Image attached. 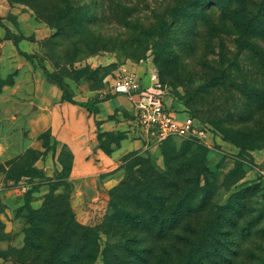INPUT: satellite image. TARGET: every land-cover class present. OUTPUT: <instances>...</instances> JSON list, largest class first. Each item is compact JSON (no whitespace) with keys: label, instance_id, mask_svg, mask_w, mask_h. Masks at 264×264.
I'll list each match as a JSON object with an SVG mask.
<instances>
[{"label":"rangeland","instance_id":"374dc122","mask_svg":"<svg viewBox=\"0 0 264 264\" xmlns=\"http://www.w3.org/2000/svg\"><path fill=\"white\" fill-rule=\"evenodd\" d=\"M239 1L225 15L166 23L173 30L159 38L151 28L184 0H72L93 12L100 2L98 23H56L62 0H0V20L27 37L18 46L0 27V264H22L33 218L65 193L64 168L76 222L108 225L96 264L109 245L120 264H140L125 251L148 237L151 264H264V29L254 24L264 25V0ZM48 73L75 101L101 100L98 112L64 101ZM125 73L149 77L166 105L210 131L206 142L144 131L130 101L113 102ZM163 148L177 157L170 166ZM127 178L131 199H114ZM141 190L155 211L134 195ZM112 201L135 220L126 225ZM154 213L170 219L160 241L157 228L140 226Z\"/></svg>","mask_w":264,"mask_h":264},{"label":"trees","instance_id":"16d2710c","mask_svg":"<svg viewBox=\"0 0 264 264\" xmlns=\"http://www.w3.org/2000/svg\"><path fill=\"white\" fill-rule=\"evenodd\" d=\"M234 0H184V5L175 15V18L171 21L166 19H160L157 21L158 24L157 32L156 27L151 28L149 35H157L159 38L165 37L166 33H171L173 27L169 26L166 23H198L200 19L203 20V16L209 12L221 11L224 15L231 9V4ZM239 1V0H238ZM243 0H240L239 3H242ZM63 7H61L59 13L56 16V23H98V13L101 8L100 2H95V11L88 10V6L75 5L72 0H62ZM216 9H212L213 7ZM242 12V10H240ZM259 19L257 17L254 20ZM255 22L256 30L259 28L264 29V25L257 24ZM0 27H3L6 30V33L9 37H13L16 45L20 46L23 40H26L25 35L17 36L14 34L9 27H7L2 20H0ZM262 29V30H263ZM160 30V31H158ZM160 32V33H159ZM169 33V34H170ZM175 45V44H173ZM246 46V45H245ZM245 47H243L244 49ZM23 54L31 59L32 56L26 52ZM48 79L52 83H56L61 90L63 91V100L68 101L72 104L78 105L90 113L98 112V105L102 103L101 100H88L85 102H77L74 100L72 94L66 89V83L64 80L57 79L55 81L51 73H48ZM170 139V138H169ZM168 140V139H167ZM163 154L166 157L168 166L171 165V159H177L176 156H170V152L163 148ZM71 157V156H70ZM59 178L63 180L65 185V193L60 196H50L44 203L43 208L37 212V216L32 220V227L28 232V239L26 246L21 249L19 252L23 256L22 264H37V261L40 260L38 255L40 252L44 254V261L42 264H96L99 257L101 247L99 244L100 234L103 230L107 231L108 225L103 226H83L76 222L72 208L68 204L67 199L73 191L72 182L68 181L70 175H68L66 169L59 174ZM114 199L120 200L125 198L127 201L131 199L134 190L132 184L127 178L123 181L120 186L116 187L113 190ZM136 197H140L143 204L148 205L150 208H153L155 211V206L153 203V197L145 191H137L134 194ZM161 202V201H160ZM112 204L115 202L112 201ZM58 205L63 209V212L57 214H52L55 206ZM116 205V204H115ZM115 210L118 212L120 220H125L126 225L130 224L131 220H135L132 212L126 208L121 210L117 205L114 206ZM154 217L147 219L142 217V222L140 226L145 230H151L152 233L157 228L160 231V234L165 232L168 228L167 222L169 218H160L158 214L154 213ZM172 220V219H171ZM180 221V220H179ZM109 234V231H108ZM166 235H157V240H163V237ZM128 242V246L131 242ZM148 244V246H147ZM117 247V246H116ZM40 248V251L35 255L36 251ZM152 248H155L153 245V239L148 237L146 240L145 247H141L140 250L131 251L127 247L125 253L128 257L135 258L140 264H151L150 259L152 254H155V251H152ZM111 246L107 247L104 250L105 255V264H120L122 262L121 254H115L111 257L110 254ZM112 252H114L112 250ZM120 253H123L121 251ZM195 252H193L188 258H191ZM187 256H184L185 260ZM173 264V263H168ZM192 264V263H184ZM200 264V263H199ZM202 264H206L205 261H202Z\"/></svg>","mask_w":264,"mask_h":264},{"label":"built area","instance_id":"2783aa9c","mask_svg":"<svg viewBox=\"0 0 264 264\" xmlns=\"http://www.w3.org/2000/svg\"><path fill=\"white\" fill-rule=\"evenodd\" d=\"M116 95L128 97L135 107L137 124L147 133H152L158 141L163 142L171 137L198 139L206 142L210 131L196 122L189 112L181 119L178 112L166 105L164 99L146 87L134 73H125L113 81ZM264 175V170L260 172Z\"/></svg>","mask_w":264,"mask_h":264},{"label":"crops","instance_id":"0c3cea01","mask_svg":"<svg viewBox=\"0 0 264 264\" xmlns=\"http://www.w3.org/2000/svg\"><path fill=\"white\" fill-rule=\"evenodd\" d=\"M27 40V39H26ZM26 40H23L22 42H21V44L24 42V41H26ZM140 78V80H141V82L144 84V86H149V84H150V82H149V77H146V78H148V81L146 82V78L145 79H142L141 77H139ZM148 84V85H147ZM127 101H130L131 102V100L128 98V97H126V96H121V95H117V97L113 100V102L118 106V105H125V103L127 102ZM132 103V102H131ZM100 104H102V103H100ZM78 106V105H77ZM183 115H186L185 114V112L184 113H178V116L181 118V119H183L182 117H183ZM185 117V116H184Z\"/></svg>","mask_w":264,"mask_h":264}]
</instances>
